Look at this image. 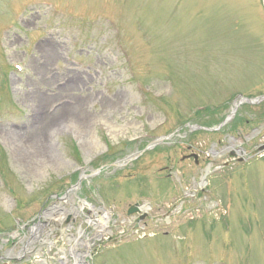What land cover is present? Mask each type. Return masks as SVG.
I'll list each match as a JSON object with an SVG mask.
<instances>
[{"label":"rangeland","instance_id":"obj_1","mask_svg":"<svg viewBox=\"0 0 264 264\" xmlns=\"http://www.w3.org/2000/svg\"><path fill=\"white\" fill-rule=\"evenodd\" d=\"M263 93L264 0H0V264H264Z\"/></svg>","mask_w":264,"mask_h":264},{"label":"bare ground","instance_id":"obj_2","mask_svg":"<svg viewBox=\"0 0 264 264\" xmlns=\"http://www.w3.org/2000/svg\"><path fill=\"white\" fill-rule=\"evenodd\" d=\"M43 49L45 50V54H48L49 51V45L46 44L43 46ZM50 57V56H49ZM50 59V58H48ZM76 113V112H75ZM75 113L72 115L71 113L67 114V115H70V118H76V119H81L82 116H79L80 114H78L77 116H75ZM44 136V131L41 132L40 135H32L30 137H32L33 140H36L38 141V138L40 137V139ZM55 162H59V160H56ZM51 211H55V208H51L49 212H47L45 215H50L51 216ZM55 216L60 219L61 218V212L60 211H57ZM107 222H108V214L107 212H105L103 215H99L97 216V221H96V224L99 228H101L102 230L105 229L106 225H107ZM45 223V222H44ZM43 222H36L35 226H38L39 229L42 228V224H44ZM71 253L73 255V257H75V260H74V263L73 264H85L84 263V255L85 253L81 252V251H77L76 248H74L73 246L71 247ZM84 254V255H83Z\"/></svg>","mask_w":264,"mask_h":264},{"label":"water","instance_id":"obj_3","mask_svg":"<svg viewBox=\"0 0 264 264\" xmlns=\"http://www.w3.org/2000/svg\"><path fill=\"white\" fill-rule=\"evenodd\" d=\"M263 97H264V96L260 97V99L263 98Z\"/></svg>","mask_w":264,"mask_h":264}]
</instances>
